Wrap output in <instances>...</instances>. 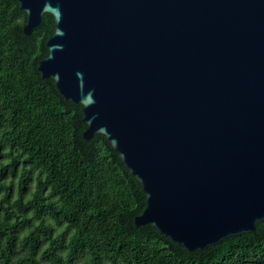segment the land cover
I'll list each match as a JSON object with an SVG mask.
<instances>
[{
  "label": "water",
  "instance_id": "1",
  "mask_svg": "<svg viewBox=\"0 0 264 264\" xmlns=\"http://www.w3.org/2000/svg\"><path fill=\"white\" fill-rule=\"evenodd\" d=\"M37 63L139 183L149 225L187 252L264 222V0H18Z\"/></svg>",
  "mask_w": 264,
  "mask_h": 264
},
{
  "label": "trees",
  "instance_id": "2",
  "mask_svg": "<svg viewBox=\"0 0 264 264\" xmlns=\"http://www.w3.org/2000/svg\"><path fill=\"white\" fill-rule=\"evenodd\" d=\"M25 22L18 0H0V264H264V222L196 252L135 225L139 183L37 71L52 16L29 36Z\"/></svg>",
  "mask_w": 264,
  "mask_h": 264
},
{
  "label": "rangeland",
  "instance_id": "3",
  "mask_svg": "<svg viewBox=\"0 0 264 264\" xmlns=\"http://www.w3.org/2000/svg\"><path fill=\"white\" fill-rule=\"evenodd\" d=\"M7 177V176H6ZM15 193H16V188H14V190H13V195H15Z\"/></svg>",
  "mask_w": 264,
  "mask_h": 264
}]
</instances>
